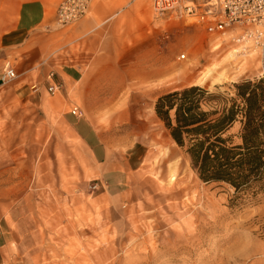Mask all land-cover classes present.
Returning <instances> with one entry per match:
<instances>
[{
	"label": "rangeland",
	"instance_id": "obj_1",
	"mask_svg": "<svg viewBox=\"0 0 264 264\" xmlns=\"http://www.w3.org/2000/svg\"><path fill=\"white\" fill-rule=\"evenodd\" d=\"M145 6L148 36L128 45L151 44L148 60H160L159 75L130 77L131 60L144 56L130 50L128 64H98L92 72L90 91L101 101L84 102L75 81L55 82L51 93L45 79L36 91L58 97L57 112L79 107L82 126L89 122L105 138L101 160L57 114L10 104L13 114L5 115L9 104L0 103L2 155L17 164L14 189L39 195L27 206L20 199V218L32 230L15 233L18 245L4 249L0 264H264V191L235 197L226 183L199 179L153 112L155 97L174 87L229 91L231 82L263 76L264 56L257 48L236 52L226 35L157 14L150 0ZM13 78L1 83L0 99L12 93ZM204 200L216 208L201 213Z\"/></svg>",
	"mask_w": 264,
	"mask_h": 264
},
{
	"label": "crops",
	"instance_id": "obj_2",
	"mask_svg": "<svg viewBox=\"0 0 264 264\" xmlns=\"http://www.w3.org/2000/svg\"><path fill=\"white\" fill-rule=\"evenodd\" d=\"M58 1L0 0V71L5 59L11 62L15 70L10 84L12 93L4 95L0 103L9 104L5 115L13 114L10 113V104H19L21 109L26 104L25 108L31 112H44L46 117L57 114L69 126L73 138L78 142L83 141L99 160L106 153L102 133L89 122H84L82 126L80 120L70 112H57L56 107L60 104L58 97L45 96L36 91L44 86L46 74L52 70L54 82L62 85L75 81L76 86L83 87L84 102L101 101L90 91L96 85L92 72L98 64H128L130 50L133 56L144 54L140 61L137 56L131 60L135 70L130 77L159 75L160 60H148L153 50L151 44L135 40L131 47L128 45L129 38L144 39L148 36L144 26L145 0H90L87 12L66 26H58L55 22ZM7 118L10 119V116ZM9 133L8 141L12 144L14 141ZM10 148L14 147L11 145ZM2 154L0 132V263L5 258L4 249L10 248L12 241L18 245L15 233L32 230V227L24 225L27 221L23 223L20 218L22 211L19 208L23 205L20 199H25L26 206L27 200L39 201L36 198L38 193L14 189L15 179L11 175L17 164L12 161L7 163ZM12 157L8 155V158ZM25 239L26 245H29L27 241H31L32 237L25 234Z\"/></svg>",
	"mask_w": 264,
	"mask_h": 264
},
{
	"label": "trees",
	"instance_id": "obj_3",
	"mask_svg": "<svg viewBox=\"0 0 264 264\" xmlns=\"http://www.w3.org/2000/svg\"><path fill=\"white\" fill-rule=\"evenodd\" d=\"M153 112L199 179L226 183L235 197L264 191V75L229 91L174 87L155 97Z\"/></svg>",
	"mask_w": 264,
	"mask_h": 264
},
{
	"label": "built area",
	"instance_id": "obj_4",
	"mask_svg": "<svg viewBox=\"0 0 264 264\" xmlns=\"http://www.w3.org/2000/svg\"><path fill=\"white\" fill-rule=\"evenodd\" d=\"M89 2L59 0L55 7L56 24H71L87 12ZM150 5L157 14L196 23L208 34L226 35L239 45L236 52L257 48L264 56V0H150ZM13 77L15 70L5 59L1 66L0 83ZM46 80V90L54 92L58 84L52 80L51 71L46 74ZM69 112L80 115L81 110L73 104Z\"/></svg>",
	"mask_w": 264,
	"mask_h": 264
},
{
	"label": "bare ground",
	"instance_id": "obj_5",
	"mask_svg": "<svg viewBox=\"0 0 264 264\" xmlns=\"http://www.w3.org/2000/svg\"><path fill=\"white\" fill-rule=\"evenodd\" d=\"M181 58V57H180ZM192 187V186H191ZM190 187V188H191ZM195 189V188H194ZM194 191V190H193ZM193 191H192V195H193ZM196 192V191H195ZM198 197V196H197ZM192 199L194 198V196H192L191 197ZM200 198V197H199ZM195 200V199H194ZM206 208H209V211L211 210V209H215L216 208V206H215V204L212 202V201H207V200H204V201H202V204L200 205V208H199V211L201 212V213H204V210H206ZM217 209H218V207H217ZM219 215V214H218Z\"/></svg>",
	"mask_w": 264,
	"mask_h": 264
}]
</instances>
